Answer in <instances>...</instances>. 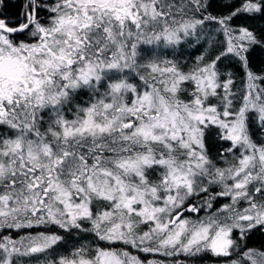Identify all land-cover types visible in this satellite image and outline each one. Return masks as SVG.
I'll return each mask as SVG.
<instances>
[{
    "label": "snow or ice",
    "instance_id": "obj_1",
    "mask_svg": "<svg viewBox=\"0 0 264 264\" xmlns=\"http://www.w3.org/2000/svg\"><path fill=\"white\" fill-rule=\"evenodd\" d=\"M261 57L264 0H0V264H264Z\"/></svg>",
    "mask_w": 264,
    "mask_h": 264
},
{
    "label": "trees",
    "instance_id": "obj_2",
    "mask_svg": "<svg viewBox=\"0 0 264 264\" xmlns=\"http://www.w3.org/2000/svg\"><path fill=\"white\" fill-rule=\"evenodd\" d=\"M10 11L14 14L16 9H10ZM261 60H264V57L258 58L256 62L257 67H261ZM249 243L253 246H259L260 244H264V234H257ZM208 264H211V260L208 261Z\"/></svg>",
    "mask_w": 264,
    "mask_h": 264
}]
</instances>
